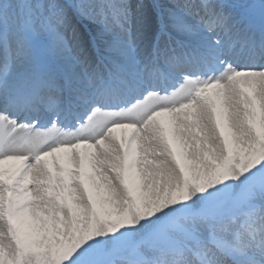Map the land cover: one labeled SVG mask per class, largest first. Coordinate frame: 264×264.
<instances>
[{"label":"snow or ice","instance_id":"obj_1","mask_svg":"<svg viewBox=\"0 0 264 264\" xmlns=\"http://www.w3.org/2000/svg\"><path fill=\"white\" fill-rule=\"evenodd\" d=\"M0 264H264V0H0Z\"/></svg>","mask_w":264,"mask_h":264}]
</instances>
